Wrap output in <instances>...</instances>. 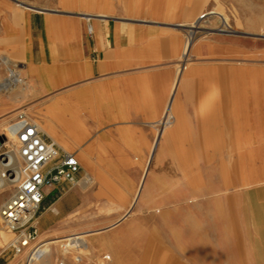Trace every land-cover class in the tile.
Instances as JSON below:
<instances>
[{
    "label": "crops",
    "instance_id": "crops-1",
    "mask_svg": "<svg viewBox=\"0 0 264 264\" xmlns=\"http://www.w3.org/2000/svg\"><path fill=\"white\" fill-rule=\"evenodd\" d=\"M152 1L0 0V65L22 80L7 88L0 73V128L3 117L22 113L79 165L75 184L44 189L38 225L76 210V190L93 185L113 211H129L144 196L141 184L115 173L150 163L167 128L186 148H234L240 163L247 149H261L257 162L264 156V39H203L188 48L183 26L210 1L158 0L149 16ZM210 53L222 65L215 78L200 60ZM228 53L256 57L244 92L236 69L224 68ZM181 54L191 59L179 72Z\"/></svg>",
    "mask_w": 264,
    "mask_h": 264
},
{
    "label": "rangeland",
    "instance_id": "rangeland-1",
    "mask_svg": "<svg viewBox=\"0 0 264 264\" xmlns=\"http://www.w3.org/2000/svg\"><path fill=\"white\" fill-rule=\"evenodd\" d=\"M82 1L88 6V0ZM209 1L208 7L183 26L188 48L203 39L219 38L242 46L252 39H264L259 19L264 16V0ZM157 2L147 6L149 16L158 11ZM219 15L226 17L225 26ZM201 16L205 17L197 19ZM226 55L224 68L236 69L237 86L244 92L251 81L245 76H255L246 67L256 57ZM190 59L183 54L179 72ZM217 59L214 53L200 59L209 63L211 78L218 76L222 67ZM9 70L0 65L6 80ZM11 115L14 113L8 116L10 120L3 117L0 134L14 118ZM167 117H163V127ZM181 142L167 128L150 163L139 165V172L122 169L115 173L125 178L135 174L141 184L144 196L139 200L136 195L129 211H113L111 198H99L94 185L77 189L76 210L53 215L45 226L37 224L45 212L40 209L35 218L39 237L58 242V254L52 255L48 264H264V156L256 160L261 149H247L240 163L234 148H186ZM237 188L241 190L232 193ZM4 198L7 193L0 195V206ZM0 228L4 229L1 223ZM75 238L84 247L77 246L61 256L58 245ZM7 245L0 249V264L13 259L15 264H27V251L14 255ZM106 256L110 260H105Z\"/></svg>",
    "mask_w": 264,
    "mask_h": 264
},
{
    "label": "built area",
    "instance_id": "built-area-1",
    "mask_svg": "<svg viewBox=\"0 0 264 264\" xmlns=\"http://www.w3.org/2000/svg\"><path fill=\"white\" fill-rule=\"evenodd\" d=\"M16 80L12 84L8 77L7 82L21 84L17 75ZM0 136L4 138L0 149V190L3 187L12 190L11 196L0 206V223L15 235L10 245L13 254L22 255L27 251L28 259L38 254L45 244L39 243L35 223L44 189L57 183L75 184L79 165L73 155H59L54 143L22 113L9 122Z\"/></svg>",
    "mask_w": 264,
    "mask_h": 264
},
{
    "label": "bare ground",
    "instance_id": "bare-ground-1",
    "mask_svg": "<svg viewBox=\"0 0 264 264\" xmlns=\"http://www.w3.org/2000/svg\"><path fill=\"white\" fill-rule=\"evenodd\" d=\"M219 17H220L221 23H223V25L225 26L226 22H227L226 17L223 15H219ZM259 19H260L262 25H264V16H262V17L260 16ZM182 57H183V54L180 55V59H182ZM8 77H9V81L12 82V84L17 82L16 75L13 72H10ZM6 87L9 88L10 83H8V85H6ZM170 119H171V116H168L166 118L165 123H164V129L170 126V124H171ZM4 193H7V199H8L12 194V190H10L8 187H3L0 190V195H3ZM5 200L6 199L4 198V201ZM9 233H11V232L6 231L3 228H0V249H2L4 247L3 246L4 244H5V246L8 244L7 246L9 247L10 245H12L14 243V238L11 237V234H9ZM79 238H81V237H79ZM79 238L70 239L66 242H62V244L60 243L58 245V250L60 251V255L65 257L66 255H68L70 253V251L75 249L77 246L84 247L83 244H80L81 240ZM38 239H39V241H41L39 243L44 242L45 244H44L43 248H41L39 250L40 252H38V254H33L30 258L28 257L27 264H48L49 259L53 257L52 255L58 254L57 253V244H58L57 240L47 241L46 239H42L41 237H39ZM196 241H198V240H196ZM104 259L110 260V257L106 256Z\"/></svg>",
    "mask_w": 264,
    "mask_h": 264
},
{
    "label": "water",
    "instance_id": "water-1",
    "mask_svg": "<svg viewBox=\"0 0 264 264\" xmlns=\"http://www.w3.org/2000/svg\"><path fill=\"white\" fill-rule=\"evenodd\" d=\"M4 142V138L2 136H0V149H1V145Z\"/></svg>",
    "mask_w": 264,
    "mask_h": 264
}]
</instances>
